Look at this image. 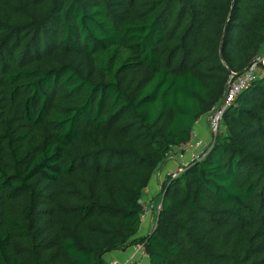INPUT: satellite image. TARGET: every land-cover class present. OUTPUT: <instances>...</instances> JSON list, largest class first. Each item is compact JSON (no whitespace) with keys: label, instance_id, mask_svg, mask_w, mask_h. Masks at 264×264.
Segmentation results:
<instances>
[{"label":"trees","instance_id":"1","mask_svg":"<svg viewBox=\"0 0 264 264\" xmlns=\"http://www.w3.org/2000/svg\"><path fill=\"white\" fill-rule=\"evenodd\" d=\"M263 54L264 0H0V264L139 243L149 264H264V74L137 238L166 155Z\"/></svg>","mask_w":264,"mask_h":264},{"label":"built area","instance_id":"2","mask_svg":"<svg viewBox=\"0 0 264 264\" xmlns=\"http://www.w3.org/2000/svg\"><path fill=\"white\" fill-rule=\"evenodd\" d=\"M264 74V56H259L256 61L241 75L231 74L229 82L223 94L221 101L212 107L211 111L205 117L207 125L211 133V141L205 143L196 131L192 132L191 139L182 145L175 146L166 156L168 160L176 159L182 161L178 169L171 172L168 176L176 178L179 176L187 167V165L193 161L203 157L207 151L212 147L216 136L220 133V125L225 113L233 106L237 98L246 90H248L254 82ZM162 183H160V190L162 189ZM146 189L144 194L147 193ZM141 204L143 206L144 215L142 219L145 220L151 210H154L159 214L162 210V202L156 206L148 205L144 199ZM134 252L127 260L114 259L111 264H141L143 259H147V251L144 244L139 243L134 245ZM144 257V258H141Z\"/></svg>","mask_w":264,"mask_h":264},{"label":"crops","instance_id":"3","mask_svg":"<svg viewBox=\"0 0 264 264\" xmlns=\"http://www.w3.org/2000/svg\"><path fill=\"white\" fill-rule=\"evenodd\" d=\"M262 56H264V54ZM195 131L206 144L211 141V133H210L209 127L205 119H202L197 123L195 127ZM167 162L168 161H166L164 165L156 172L154 176L155 180L152 183V186L149 188V190H147V193L144 194V201L151 207L153 205L156 206L157 204L160 203V201H158V197L161 194L159 185L161 182L164 181L165 177L158 176V174L160 171L161 173L163 172L165 164ZM157 219H158V213L155 212L154 210H151L150 213L147 215L146 219L142 222V225L139 231L140 234L138 233L137 236H139L140 238H143V237L150 235L151 232L153 231L152 229H153L154 224L157 223ZM106 257L110 260H114V259L122 260L124 257V254L121 251H116V252L106 255ZM145 261L147 262V264H149V259H144V261L142 260L141 264H144Z\"/></svg>","mask_w":264,"mask_h":264},{"label":"rangeland","instance_id":"4","mask_svg":"<svg viewBox=\"0 0 264 264\" xmlns=\"http://www.w3.org/2000/svg\"><path fill=\"white\" fill-rule=\"evenodd\" d=\"M205 119V118H203ZM207 123V122H206ZM210 130V129H209ZM181 162L182 161H177L176 159H172V160H169L166 164H165V167H164V170L163 172L161 173V171L159 172L158 176H164L165 178L171 173L173 172L174 170L178 169L179 165H181ZM154 178L152 180V182H154ZM155 228V224L153 226V229L154 230ZM153 232V231H152ZM140 234V233H139ZM123 254H124V257L122 260H127L131 255L132 253L134 252V248L132 247H129L126 251L125 250H122L121 251ZM141 258H144V257H141ZM105 259L107 260L108 263L111 264V262H113L114 260H110L108 259L107 257H105ZM144 261V259H143ZM144 264H147V262L145 261Z\"/></svg>","mask_w":264,"mask_h":264},{"label":"clouds","instance_id":"5","mask_svg":"<svg viewBox=\"0 0 264 264\" xmlns=\"http://www.w3.org/2000/svg\"><path fill=\"white\" fill-rule=\"evenodd\" d=\"M159 213H160V212H159ZM158 215H159V214H158ZM143 221H144V220H143ZM156 225H157V223L155 224V228H156ZM155 228H154V230H155ZM154 230H153V231H154ZM151 234H152V232H151ZM151 234H150V235H151ZM147 259H148V258H147Z\"/></svg>","mask_w":264,"mask_h":264},{"label":"water","instance_id":"6","mask_svg":"<svg viewBox=\"0 0 264 264\" xmlns=\"http://www.w3.org/2000/svg\"><path fill=\"white\" fill-rule=\"evenodd\" d=\"M225 32H226V29H225V31H224V35H225ZM224 38V37H223ZM241 75V74H240ZM153 233V232H152ZM137 238H140L139 236H137Z\"/></svg>","mask_w":264,"mask_h":264}]
</instances>
